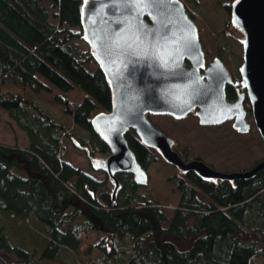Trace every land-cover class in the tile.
<instances>
[{"label": "trees", "instance_id": "1", "mask_svg": "<svg viewBox=\"0 0 264 264\" xmlns=\"http://www.w3.org/2000/svg\"><path fill=\"white\" fill-rule=\"evenodd\" d=\"M81 6L0 0V109L27 135L23 146L0 143V213L10 219L0 223V264L79 263L70 253L83 264H255L256 257L264 264V170L234 182L177 172L170 180L180 197L170 211L129 173L117 175L122 188L113 200L106 174L99 179L64 160L63 137L91 156L109 153L91 122L111 110L112 92L83 46ZM223 8L231 21L230 2ZM53 89L73 130L30 93ZM74 89L85 98L72 110L66 94ZM126 138L144 169L161 158L135 132Z\"/></svg>", "mask_w": 264, "mask_h": 264}, {"label": "water", "instance_id": "2", "mask_svg": "<svg viewBox=\"0 0 264 264\" xmlns=\"http://www.w3.org/2000/svg\"><path fill=\"white\" fill-rule=\"evenodd\" d=\"M230 6L231 26L242 35L243 49L238 70L245 91L235 100L227 98L232 76L221 59L212 61L202 73L205 51L199 27L184 1L82 0V38L112 92L111 110L97 114L91 122L109 153L91 156L79 141L74 144L86 152L95 170L108 176L113 200L122 188L118 174H131L141 186L149 183L148 171L128 144L129 132H135L180 174L194 172L205 180L234 182L264 170V159L250 169L232 172L198 159L186 161L174 150L175 140L149 118L182 119L194 112L202 125L234 120L237 132L249 133L248 98L264 141V0H233Z\"/></svg>", "mask_w": 264, "mask_h": 264}, {"label": "rangeland", "instance_id": "3", "mask_svg": "<svg viewBox=\"0 0 264 264\" xmlns=\"http://www.w3.org/2000/svg\"><path fill=\"white\" fill-rule=\"evenodd\" d=\"M232 1L185 0L184 3L199 27L203 47L209 50L211 54H217L223 50L225 65L232 72L234 69L236 72L234 73L239 75L236 69L242 61L243 51L239 41L242 35L232 28L229 12L223 8L226 2L231 3ZM83 46L89 47L87 43H84ZM94 67L93 63L91 68ZM30 93L44 110L52 114L57 120L67 121L68 126L73 130L72 117L65 115L64 106L58 103L54 97L62 94L59 90L53 89L51 93ZM66 95L69 97V107L72 110H75L85 98V94L79 89L71 90ZM149 118L175 140L177 145L174 148L177 152L186 151L188 158L196 157L217 170L224 172L244 171L264 159V141L254 124L252 114L248 117L252 129L245 134H239L233 128L232 122L220 126H202L194 114L182 120H175L164 115H150ZM77 133L81 137L87 138L89 136L84 131H77ZM0 143L11 146H23L27 143L26 133L2 109H0ZM62 148L64 160L99 179L105 177L103 172H93L86 152L77 148L71 139L63 137ZM148 173L150 175L149 183L142 187L140 192L170 204L169 210L171 211L172 205L180 197L179 191L174 190V181L170 180L177 173V170L163 158H160L150 166ZM9 221L10 219L6 215L0 213V223L7 224ZM31 234L29 231L27 232L29 238ZM22 237L24 238V233H20V237L15 235L16 242ZM22 240L24 241V239ZM67 259L71 262L72 260H80L77 264H83L79 254L70 253L69 256L67 255ZM262 261L261 257H256L253 260L255 264H262ZM40 264L60 263L42 261Z\"/></svg>", "mask_w": 264, "mask_h": 264}, {"label": "flooded vegetation", "instance_id": "4", "mask_svg": "<svg viewBox=\"0 0 264 264\" xmlns=\"http://www.w3.org/2000/svg\"><path fill=\"white\" fill-rule=\"evenodd\" d=\"M204 51H205V57H206V63H205V68L204 69H202L201 71H202V73H204L205 71H206V69H207V67L209 66V64L212 62V61H214L215 59H221L222 61H223V63H224V55L222 54V52H223V50H222V52H220V53H217V54H211V52L209 51V50H207V49H205L204 48ZM212 56V57H211ZM242 62V61H241ZM225 64V63H224ZM241 65V64H240ZM240 65L239 66H237V71L239 72V67H240ZM226 66V65H225ZM227 67V66H226ZM227 69L230 71V74H231V76H232V83H228L227 84V86H226V94H227V98L228 99H230V100H235L237 97H238V94L239 93H242V92H244L245 90L242 88V86H241V78H240V75H236L235 73V71H234V69H233V72H232V70L231 69H229L228 67H227ZM235 72V73H234ZM229 89H232V91H233V95H230L229 94ZM249 105H250V103H249V100H248V98H246V100H245V106H246V108H247V110H248V117L250 116V114H251V109H250V107H249ZM195 115L196 117H197V119H198V121H199V117H198V115L197 114H195L194 112L193 113H191L190 115ZM190 115H188V116H190ZM164 116H166V115H164ZM188 116H186V117H188ZM171 117V116H170ZM186 117H184V118H186ZM171 118H174V117H171ZM175 119V118H174ZM183 119V118H182ZM182 119H175V120H182ZM227 122H232V126H233V123H234V120H230V121H227ZM227 122H225V123H227ZM225 123H223V124H225ZM199 124H200V121H199ZM200 125H202V124H200ZM220 125H222V124H220ZM220 125H202V126H220ZM163 130V129H162ZM164 131V130H163ZM165 132V131H164ZM239 134H245V133H240V132H238ZM169 136V135H168ZM172 138V137H171ZM176 142H175V145H174V147H176ZM174 150H175V148H174ZM177 151V150H176ZM181 156H182V158L184 159V160H186V161H189V160H193V159H197L196 157L195 158H193V159H191V158H188L187 156H186V151L185 152H178ZM175 168V167H174ZM176 169V168H175Z\"/></svg>", "mask_w": 264, "mask_h": 264}, {"label": "snow or ice", "instance_id": "5", "mask_svg": "<svg viewBox=\"0 0 264 264\" xmlns=\"http://www.w3.org/2000/svg\"><path fill=\"white\" fill-rule=\"evenodd\" d=\"M147 2H148V3H152V2H153V0H147Z\"/></svg>", "mask_w": 264, "mask_h": 264}]
</instances>
